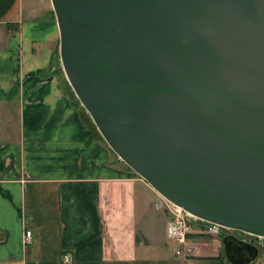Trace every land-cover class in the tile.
<instances>
[{"label": "water", "instance_id": "water-1", "mask_svg": "<svg viewBox=\"0 0 264 264\" xmlns=\"http://www.w3.org/2000/svg\"><path fill=\"white\" fill-rule=\"evenodd\" d=\"M51 1L111 149L169 202L264 238V0Z\"/></svg>", "mask_w": 264, "mask_h": 264}, {"label": "crops", "instance_id": "crops-1", "mask_svg": "<svg viewBox=\"0 0 264 264\" xmlns=\"http://www.w3.org/2000/svg\"><path fill=\"white\" fill-rule=\"evenodd\" d=\"M77 100L52 1L0 0V264H227L216 238L175 253L166 199Z\"/></svg>", "mask_w": 264, "mask_h": 264}, {"label": "built area", "instance_id": "built-area-1", "mask_svg": "<svg viewBox=\"0 0 264 264\" xmlns=\"http://www.w3.org/2000/svg\"><path fill=\"white\" fill-rule=\"evenodd\" d=\"M167 209L170 216L167 234L174 243L175 253L178 255H185L192 251V236L201 238L213 235L220 236L223 233L229 234L234 230L231 227L199 218L171 202H169ZM24 243L25 245L32 243V231L30 229L25 231Z\"/></svg>", "mask_w": 264, "mask_h": 264}, {"label": "flooded vegetation", "instance_id": "flooded-vegetation-1", "mask_svg": "<svg viewBox=\"0 0 264 264\" xmlns=\"http://www.w3.org/2000/svg\"><path fill=\"white\" fill-rule=\"evenodd\" d=\"M228 235L230 237L224 241ZM221 240L222 253L230 264H232L231 261L236 264H254L258 259L264 260L263 237L234 229L232 233L224 235Z\"/></svg>", "mask_w": 264, "mask_h": 264}, {"label": "rangeland", "instance_id": "rangeland-1", "mask_svg": "<svg viewBox=\"0 0 264 264\" xmlns=\"http://www.w3.org/2000/svg\"><path fill=\"white\" fill-rule=\"evenodd\" d=\"M62 68H63V67H62ZM63 70H64V69H63ZM64 73H65V72H64ZM65 75H66V74H65ZM67 80H68V79H67ZM72 89H73V88H72ZM73 91H74V90H73ZM74 93H75V92H74ZM77 99H78V98H77ZM77 102H78V103H81L79 99L77 100ZM95 125H96V124H95ZM96 127H97V126H96ZM103 138H104V137H103ZM166 201H168V200H166ZM168 207H169V202H168ZM232 232H233V231H232ZM232 232H230V233H232ZM226 234H227V233H223V234H221L220 236H219V235H218V236H214V235H213V236H207V237H202V238H201V237H198V238H199L201 241H203V240H202L203 238H206V239H207V238H210V239H215V238H216V239H219L220 241H222L221 239H222L223 236L226 235ZM220 248H221V247H220ZM191 254H192V252H191ZM222 255H223V253H222ZM223 257H224V256H223ZM225 262H226L227 264H230V263L227 262V261H225ZM254 264H264V260L258 259Z\"/></svg>", "mask_w": 264, "mask_h": 264}]
</instances>
